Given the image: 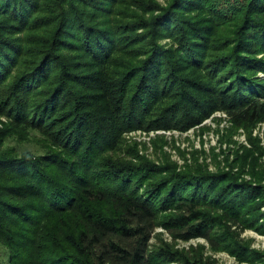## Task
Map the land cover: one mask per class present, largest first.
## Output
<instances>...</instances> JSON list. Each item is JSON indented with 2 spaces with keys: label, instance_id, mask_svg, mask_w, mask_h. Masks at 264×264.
<instances>
[{
  "label": "trees",
  "instance_id": "trees-1",
  "mask_svg": "<svg viewBox=\"0 0 264 264\" xmlns=\"http://www.w3.org/2000/svg\"><path fill=\"white\" fill-rule=\"evenodd\" d=\"M257 72L264 0H0V264H214L152 246L159 225L262 261L232 227L264 232V187L173 167L153 182L121 155L124 132L214 109L256 124Z\"/></svg>",
  "mask_w": 264,
  "mask_h": 264
},
{
  "label": "rangeland",
  "instance_id": "rangeland-1",
  "mask_svg": "<svg viewBox=\"0 0 264 264\" xmlns=\"http://www.w3.org/2000/svg\"><path fill=\"white\" fill-rule=\"evenodd\" d=\"M256 76L264 80L263 72H257ZM1 120L6 121L5 118ZM123 139L121 155L131 160L130 164L137 167L143 160L153 163L150 168V172L154 174L150 177L153 182L170 173L173 167L175 173L204 169L215 182L218 177L220 179L230 175L236 177L237 182L248 181L254 186L264 187V118L248 127H236L223 110L214 109L198 123L187 128L174 126L149 130L134 129L124 132ZM25 147L34 153L43 152L42 147L32 143L25 144ZM255 171L259 173L257 178L253 176ZM170 175L177 176L172 172ZM260 195L262 196L261 193L259 197ZM98 206L102 207L100 203ZM103 209L107 211V206ZM161 211L159 222L167 220L173 214L165 208ZM261 211H264V207ZM232 229L239 233L238 239L248 246L250 253L257 254L262 261L254 257L243 260L229 251L212 250L203 238L174 239L161 225L155 230L152 246L166 242L175 250H200L203 256L213 260L214 264H262L264 232L254 228H245L242 231L235 227ZM3 254L4 248L0 246V258Z\"/></svg>",
  "mask_w": 264,
  "mask_h": 264
}]
</instances>
